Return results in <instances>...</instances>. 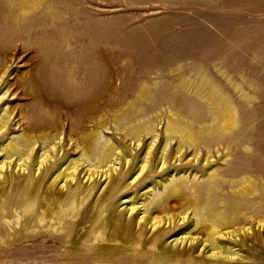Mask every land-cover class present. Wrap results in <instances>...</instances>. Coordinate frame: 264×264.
I'll return each mask as SVG.
<instances>
[{"label": "rangeland", "instance_id": "rangeland-1", "mask_svg": "<svg viewBox=\"0 0 264 264\" xmlns=\"http://www.w3.org/2000/svg\"><path fill=\"white\" fill-rule=\"evenodd\" d=\"M33 4H36L34 0H0V70L2 62L15 57L7 70L10 72L8 82L0 87L2 97L5 89L12 86L10 96L3 101L7 104L5 107L25 106L28 118L26 111L42 105L33 104L32 100L19 101L17 97L30 90L32 78L39 73L35 71L36 65L44 61L43 58H55L65 42L96 46L101 59L131 44L142 43V47L149 44L147 47L153 49L154 55L143 58L148 64H143L141 76L131 83L133 93L127 99L116 98L117 107L103 108L94 116L97 123L86 124V133L103 132L111 144H115L118 151L114 158L124 151L131 161L128 172L122 166L116 180L115 192L119 193L115 196L112 190L103 201L115 204L112 210H116L120 198L131 195L137 205L143 207L142 211L153 210L147 215L149 220L158 214H162L163 221L173 219L172 224L162 226L155 236L160 247L168 245L178 235L190 233L204 238L207 230L204 226L211 221L213 212L229 220L237 214L232 209L234 201L243 202L251 210L237 216L240 225L231 231L241 234V230L252 228L253 237L245 241L228 240L227 244L242 250L246 256L261 255L264 230H258L257 220L264 218V0H39L41 7L35 10L36 14L24 17L18 7L29 8ZM23 18L29 22L24 23ZM121 60L123 64L119 67L135 64L131 59ZM145 84L150 91L148 95L142 89ZM165 95L174 96L178 104L172 106L171 101L164 99ZM227 99L238 108L237 116L244 130L240 128V133L217 136L213 129L218 121L214 125L213 121L225 112ZM188 103L190 107L186 106ZM171 110L177 113L176 117L170 114ZM126 111L132 114L128 122L116 124L115 118ZM194 112H199L198 116ZM100 117H103L101 123L108 121V130L98 126ZM12 119V130L0 141L1 145L8 138L17 139L24 133L19 122L20 111L15 112ZM168 119L179 127L200 131L201 136L205 134V140L193 146L183 144L176 135L168 138L164 132ZM148 125L155 130L154 136L144 133ZM131 130L140 133L139 141L127 136L128 132L132 134ZM66 142L68 154L79 158V151L74 153L76 146L68 137ZM39 144L42 146V141ZM152 147L149 174L133 188H128L132 172L140 168ZM162 155L166 156L168 166L158 170L161 165L158 158ZM9 160L5 153L0 156V163H11ZM243 178L253 182L252 189L258 190L254 200L234 196L235 191L244 187ZM214 180L220 185L215 195L210 192ZM26 182L16 187L11 198L12 186L4 192L14 213ZM46 185L48 180L43 187ZM99 187L101 185L96 191ZM176 188L182 190L179 195L173 193ZM199 190L205 207L209 196L214 197L212 209L194 211L190 208ZM182 209L187 211L185 221L180 215ZM11 218L14 222L15 218ZM24 221L20 229L4 227L1 231L0 264L83 263L79 256L85 253L84 242L77 239L82 230L79 233L41 230L36 227V219ZM218 242L224 241L219 239ZM134 252L135 246L121 247L116 249L114 260L118 259L119 264H135L132 261L139 258ZM149 260V257L142 258L140 264H149ZM247 263L264 264L250 260Z\"/></svg>", "mask_w": 264, "mask_h": 264}, {"label": "bare ground", "instance_id": "bare-ground-1", "mask_svg": "<svg viewBox=\"0 0 264 264\" xmlns=\"http://www.w3.org/2000/svg\"><path fill=\"white\" fill-rule=\"evenodd\" d=\"M38 1L34 0L36 4L29 8L18 7L24 17L36 14L35 10L41 7ZM23 19L24 23L28 21L27 18ZM63 44L55 58H43L44 61L36 65L35 71L39 73L32 78V86L29 85L30 90H26L17 97L19 101L32 100L33 104H42L38 105L41 106L40 108L37 106L29 111L30 114L26 111L29 115L28 118L25 115V106L6 108L7 104L3 101L10 96L12 86L7 87L8 89H5L6 91L0 97V141L12 130V118L17 111H20L19 122L24 131L21 137L8 138L4 145L0 144V156L5 153L7 159L12 160L11 163H0V233L4 227L13 230L22 228L23 220L26 222L27 219H36V227L41 230L71 233L76 231L79 233L82 230L83 233H79L81 236L77 238L79 240L81 238V241L84 242L85 253L79 256L82 258V264H119L118 259L114 260L116 249L126 246H135L134 253L139 258L132 261L135 264L143 262L140 259L145 257L150 258L149 264H248L249 260L264 262V250L261 255L254 258L246 256L242 250L227 244L228 240L245 241V238L253 237L251 235L254 232L252 228L241 230V234L231 231L233 227L240 225L237 216L241 212L251 210L243 202L234 201L232 209L237 214L229 220H226V217L221 213L213 212L211 221L205 226L203 225L204 228H207L205 235L203 234L204 238L197 235L192 236L190 233L185 236L178 235L168 245L160 247L155 236L162 226L172 224L173 219L170 218L166 222L162 220V217L160 218L162 214H158L157 216L151 215L152 219L149 220L147 215L151 214L153 210L144 209L142 211L143 207L138 206L131 195L126 194L121 197L116 210H112V205L115 206V204L108 200L103 201L105 198L107 199V193L112 190L115 192L116 180L121 175L122 166L128 172L131 161L128 160L129 157L124 151H120L114 158L118 151L115 144H111L110 139H107L103 132L95 130L86 133V124L87 122L97 123L95 117L103 108H115L119 105L116 98L127 99L131 95L130 93H133L131 83L137 79V76H141L143 64H148V61L143 58L154 55L153 49L147 47L149 44L143 47L142 43L135 46L131 44V47L126 44L127 49L125 48L121 52H111L107 58L101 59V52H97L96 46L81 42H65ZM14 58L9 59L13 61ZM121 58L131 59L135 61V64L119 67L123 64ZM10 61L7 59L2 62L0 87L8 82L6 78L10 73L7 72L11 67ZM142 89L144 93L149 94L147 84ZM164 99L171 101L172 106L178 104L174 96L165 95ZM226 101L225 112L216 116L217 118L213 121V125L218 121L213 129V131H217V136L241 132V123L237 116L238 108L230 103L229 99ZM187 105L190 107L189 103ZM170 114L177 116L173 110L170 111ZM131 116V112H123L115 118V123L125 125ZM101 121H103V117H100L98 126L108 130V121L105 123H101ZM66 128H68L67 133L65 132ZM192 130L186 126L179 127L178 123L168 119L164 132L168 138L176 135L180 137L183 144L197 146L198 142L205 140V134L201 136L202 133L197 132L200 137ZM154 132L155 130L149 125L144 131V133L153 136ZM126 134L128 137H132V140H138L140 136V133L136 131ZM67 137L76 146L74 153L79 151V158H72L68 154ZM39 141H42V146ZM40 147L41 149H39ZM153 148L142 159L140 168L136 172H132L130 176L132 181L128 184V188H133L149 174L150 161L152 160L150 157L154 153ZM38 150L40 152H37ZM178 153H180V149L177 150V155ZM113 158L114 161H112ZM158 159L161 161L158 170L165 169L168 166L166 156L162 155ZM82 165L84 167L80 168ZM118 166L121 167L118 168ZM126 171L124 174L127 173ZM25 180L27 182L24 184L27 187L23 191L22 197L16 201L14 213L4 192L9 185L12 186L9 194L10 198L13 197V192L17 190L16 187H19ZM47 180L48 185L43 187ZM217 182L214 180L210 189L214 195L220 189ZM241 182L244 187L235 191L234 196L243 200L251 197L249 199L254 200L256 198L254 194L258 192L255 187L252 189L254 183L247 181L246 178H243ZM99 185L101 187L98 188L99 191H96V187ZM181 191L176 188L173 193L179 195ZM118 193L115 192V196ZM196 193V198L190 204V208H194V211L213 208L214 197L209 196L208 204L205 207L202 191L199 190ZM148 194H144V196ZM179 211L185 221L186 209ZM162 212L166 213L167 211ZM11 217L15 218L14 222ZM194 217L198 218L196 214ZM261 218L257 220L258 230H264V218ZM192 219L194 218L192 217ZM180 220L179 223H181ZM142 229L144 233H140ZM225 231L228 232L225 234ZM219 239L224 242L220 244ZM87 243L89 246H85Z\"/></svg>", "mask_w": 264, "mask_h": 264}]
</instances>
